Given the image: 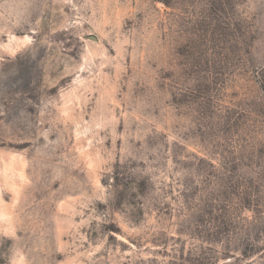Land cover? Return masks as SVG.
<instances>
[{
	"label": "rangeland",
	"instance_id": "374dc122",
	"mask_svg": "<svg viewBox=\"0 0 264 264\" xmlns=\"http://www.w3.org/2000/svg\"><path fill=\"white\" fill-rule=\"evenodd\" d=\"M0 264H264V0H0Z\"/></svg>",
	"mask_w": 264,
	"mask_h": 264
}]
</instances>
